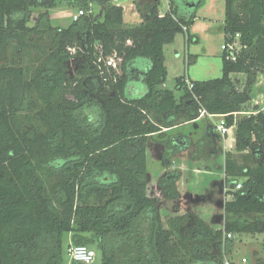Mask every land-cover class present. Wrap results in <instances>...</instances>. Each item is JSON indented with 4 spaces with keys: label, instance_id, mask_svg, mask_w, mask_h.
Returning <instances> with one entry per match:
<instances>
[{
    "label": "trees",
    "instance_id": "16d2710c",
    "mask_svg": "<svg viewBox=\"0 0 264 264\" xmlns=\"http://www.w3.org/2000/svg\"><path fill=\"white\" fill-rule=\"evenodd\" d=\"M56 1L0 0V264H62L67 232L69 248L93 245L102 264H224L234 243L228 234L264 236L263 112L238 116V154L225 153L232 199L224 203L222 228L192 211L172 215L164 226L160 200L148 194L147 154L152 135L198 119L201 109L227 114L249 108L252 87L264 73V0H226L225 39L240 33L247 47L236 61L223 53L221 77L192 80L193 88L178 77L179 99L160 87L167 77L164 45L185 32L183 25L187 43L197 41L189 27L203 0L182 13L170 0L163 15L153 0L133 26L124 23L114 0H63L78 10L91 9L94 1L100 6L98 14L68 27L51 23L49 7ZM39 5L45 9L31 25ZM22 50L37 53L31 77ZM114 53L122 59L120 72L99 61ZM238 73L246 76L243 84L232 76ZM133 85L145 91L136 94ZM234 119L226 116V125ZM209 140L197 144V159L217 155L203 149ZM164 143L170 171L157 185L179 205L182 171L171 167L191 142L177 135ZM262 246L257 264H264V238Z\"/></svg>",
    "mask_w": 264,
    "mask_h": 264
},
{
    "label": "rangeland",
    "instance_id": "374dc122",
    "mask_svg": "<svg viewBox=\"0 0 264 264\" xmlns=\"http://www.w3.org/2000/svg\"><path fill=\"white\" fill-rule=\"evenodd\" d=\"M176 6L178 9H183L187 4L188 0H175ZM162 11H165L166 5L164 1L160 3ZM45 9L44 5H39L33 7V15L30 21V24H34L38 14ZM91 10L94 14L100 12V6L97 2L92 3ZM78 11V7L71 2H64L63 0H57L54 5L49 7L50 14H54L57 17L52 21L53 26L68 27L73 22V15ZM224 14H225V0H206V5L198 10V21L196 27L198 29V41H193L190 44L186 41L185 32H180L176 35L175 39L164 45V54H165V65L167 67V77L165 81L160 86L163 89L172 90L177 99L183 95V89L177 86V78L184 76L186 79L191 80H208L213 78H218L222 76L223 73V62L222 55L223 50L221 48L222 43L225 40L224 32ZM60 17V18H59ZM207 17V19L205 18ZM34 42H39L38 37L33 39ZM45 42L47 48L51 46V38L46 37ZM16 43L11 48V58L15 61L19 59V53H15L17 49ZM16 48V49H15ZM22 64L27 69L28 76H32L35 72L38 61L36 59V52L34 50H22ZM72 74L76 72L75 68H72ZM233 77L238 78L242 84L245 79L243 74H234ZM241 77V78H240ZM68 98L74 99L72 95H68ZM215 125L221 124V117H214L211 119ZM33 121V120H32ZM34 122V121H33ZM207 122L209 119L202 118L201 121L193 125H187L181 129H175L170 131V129H164V134L156 135V139H152L154 142L150 144L148 149V169H149V193L152 197L159 198L161 206V217L163 222L167 223V220L176 213L190 211L186 210L191 207L189 197L186 198V201H178L179 205H175L174 201L166 199L158 188V180L167 171H170V156L165 157V148L163 147L164 142L169 139L170 136L178 135V132H182L186 135H190L194 138H200L204 140V132L207 128ZM179 130V131H178ZM161 135V136H160ZM151 140V141H152ZM196 141V139H193ZM206 144V150L208 146ZM188 155V153H186ZM208 154V152H207ZM185 156L186 158L188 156ZM209 155V154H208ZM175 157L173 158L174 161ZM200 159V158H199ZM205 159L200 165L204 167L208 159ZM221 155L215 156L211 161L212 168L215 171V174L206 176L205 174H200L197 176V181L188 179V185L195 187V184L198 187L203 188L204 192L208 194V202L205 205L215 208L219 207V202H223L226 197L231 199L230 194L225 195L226 192V182L222 178V184L214 186V181L217 180L216 177H219L218 173V164L223 161ZM216 161V162H213ZM173 163V162H172ZM218 163V164H217ZM171 169H175L171 167ZM178 169V167H176ZM223 171V168L221 169ZM223 175V172H222ZM221 176V175H220ZM207 177L205 183H202L203 180ZM244 179V178H243ZM193 181V182H192ZM242 182V181H240ZM243 189V188H242ZM240 189V190H242ZM227 193V192H226ZM182 202V203H181ZM185 202V203H184ZM183 203L187 204L186 209L182 208ZM182 204V205H181ZM184 209V211L182 210ZM240 216V215H239ZM251 217V216H250ZM223 220L222 224L225 222L226 216L221 217ZM218 220V217L215 218V223ZM213 223V224H215ZM224 225V224H223ZM70 233H64L62 252H63V262L62 264H72V259L69 254V244H70ZM233 236V235H232ZM263 234L257 233H235L233 237V247L232 250L224 255V259L232 260L237 264H257L256 259L260 256L263 245ZM71 247V246H70ZM90 247L96 250V257L94 258L91 264H102V254L101 252L93 245ZM247 258V262H243L242 258Z\"/></svg>",
    "mask_w": 264,
    "mask_h": 264
},
{
    "label": "crops",
    "instance_id": "0c3cea01",
    "mask_svg": "<svg viewBox=\"0 0 264 264\" xmlns=\"http://www.w3.org/2000/svg\"><path fill=\"white\" fill-rule=\"evenodd\" d=\"M155 1H159V11L160 14L163 15L165 14L169 8H170V0H155ZM162 1H164L165 5H166V10L162 11L161 10V5L160 3H162ZM217 1V0H216ZM153 2V0H114L113 3L115 5L118 6H122L123 7V19H124V23L127 25H138L143 21V15H142V11L147 12V6L149 5V3ZM190 1L188 0L187 4L185 5V7L183 9H179V12H186L189 10H192V8L194 7H190L189 4ZM198 3V0H196V4ZM226 3V0H225ZM138 4L140 5L138 7ZM204 5H206V0H203V2L201 3L200 7L198 8L201 9ZM226 5V4H225ZM196 11V18L194 20L193 25H191L189 27V33L193 36L197 37V41L199 40V36L198 34V29L196 27L197 21H198V15ZM50 13V12H49ZM74 16V15H73ZM57 17V15L55 16L54 14H50V20L51 23L54 20V18ZM60 18V17H59ZM207 19V17H205ZM74 21V20H73ZM223 23L225 21V14H224V19L222 20ZM240 74V73H238ZM234 75V74H233ZM232 75V76H233ZM244 75V74H243ZM241 78V77H240ZM246 76L244 75V78L241 79H245ZM191 80V79H190ZM136 85H133V88L136 92V94H142L145 89L143 87H138ZM261 107L264 106V73H260L258 75L257 81L254 84V86L252 87V93H251V100L248 102V107L249 108H253V107ZM216 117H221V116H216ZM209 119V122H207V128L204 132V136L209 137V141H208V146H207V150H206V144L203 143V145H205V147H203V149H205L206 152H208L209 155L213 154L214 152L217 153V155H221V157H223V161L218 164V173H219V177H216L217 180L214 181V186L218 185V183L222 184V178H224V181H226L227 176L225 173V166H226V157H225V153L230 151L234 154H238V152L236 151L235 148V143H236V129L235 128H230L228 130V132H226L225 134H222L220 132H218L217 130H210L211 126L215 127V123L212 122V118L209 117H204ZM202 118H198L194 121H188L185 123H182L181 125H178L176 127H173L170 129V131L175 130V129H181L184 126L187 125H193L195 123H197L198 121H201ZM179 131V130H178ZM178 135H181L185 138H187L190 142H191V147L189 149H185L182 152L178 153V155L175 156V159L172 163V167L176 169V167H178V169H180L182 171V177L180 179V181L178 182V186L181 192V201H186V198L189 197V201L186 202L187 204L190 203L191 207L188 208L186 207L187 204L183 203V207L186 210H190L194 213H197L200 217H202L211 227L213 228H222L223 227V220L221 219L222 216H224L225 212H224V203L227 200H231L232 199V194H230L231 199H228V197L225 198V200L222 202H219V207L216 206L215 208L212 209V207L208 205H205L209 200H208V194H206L203 190V188L198 187L195 184V187H191L190 185H188V179L190 177V179L194 180V182L197 181V176L199 177L200 174H205L206 176H210L215 174L214 169L212 168V165L210 164L211 161L215 158V157H209L207 164L202 167L200 165V163H202L204 160L203 159H197V148L200 144L201 141L200 138H194L190 135H186L182 132H178ZM156 135L158 134H154L152 135V139H156ZM174 136V134H172ZM161 136V135H160ZM177 136V135H176ZM151 139V140H152ZM193 139H196V141H194ZM204 139V138H203ZM150 140L149 143V147L150 144H152L154 141ZM198 144V146H197ZM148 147V149H149ZM188 153V155L186 154ZM148 154V151H147ZM188 156L187 158L185 156ZM149 161V160H148ZM216 162V161H213ZM237 162L238 165L242 164V157H237ZM149 165V163H148ZM223 168V171H221V169ZM223 172V175H222ZM221 175V176H220ZM207 180V177H205V179L203 180L202 183H205ZM239 181H242V179H239ZM193 182V181H192ZM149 187V184H148ZM226 187V186H225ZM229 189L226 188V192L225 195L227 196ZM148 194L149 196L152 197V195L149 193L148 190ZM158 197V196H156ZM180 203V202H179ZM182 203V202H181ZM182 205V204H181ZM186 207V208H185ZM184 209H182L184 211ZM184 212H180V213H185ZM218 217V220L215 221V218ZM164 221V220H162ZM215 223V224H213ZM164 226L167 225V223L163 222ZM70 240H71V234H70ZM234 237V234H233ZM234 244V243H233ZM244 258V257H243ZM242 258V259H243ZM248 261V260H247ZM246 261V262H247Z\"/></svg>",
    "mask_w": 264,
    "mask_h": 264
},
{
    "label": "built area",
    "instance_id": "2783aa9c",
    "mask_svg": "<svg viewBox=\"0 0 264 264\" xmlns=\"http://www.w3.org/2000/svg\"><path fill=\"white\" fill-rule=\"evenodd\" d=\"M92 12L91 9L86 10V9H80L78 10L74 16L73 20L76 21L78 20L82 15L90 14ZM183 30L185 32L188 31L187 26H182ZM130 42V41H129ZM247 46L241 41V35L240 33H236L235 35H228V39H225L224 42L221 45V48L223 50V53L227 55V58L236 61L238 54L245 49ZM71 52L74 53L76 52L75 48H71ZM100 62H104V65L106 67H111L115 69L117 72H120V66L122 59L117 56L116 53H114L111 56H108L107 58L100 57L99 58ZM185 83L188 85L189 88H193V83L192 80L184 78ZM263 112L264 113V106L261 107H253V108H246L238 112H232V113H227V114H212L207 112L205 109L200 110V114L198 118H204V117H209V118H214L216 116H221V124L215 125V130L218 132L225 134L228 132L230 128H235L236 129V123L237 119L239 118L238 116H251V115H257L259 113ZM233 114L235 116L234 123L231 126L226 125V116ZM242 184L238 183L236 186V189H241ZM228 237H232V234H228ZM69 254L72 260L85 263V264H91L96 257V250L88 245H72L69 248ZM243 262L247 261V258L242 259ZM232 260L225 259L224 264H232Z\"/></svg>",
    "mask_w": 264,
    "mask_h": 264
},
{
    "label": "flooded vegetation",
    "instance_id": "af4514ba",
    "mask_svg": "<svg viewBox=\"0 0 264 264\" xmlns=\"http://www.w3.org/2000/svg\"><path fill=\"white\" fill-rule=\"evenodd\" d=\"M163 147L165 148V153H166V154H168V153L170 154V147H169V145H168L167 143H166V144L164 143V144H163ZM167 152H168V153H167Z\"/></svg>",
    "mask_w": 264,
    "mask_h": 264
},
{
    "label": "water",
    "instance_id": "95a60500",
    "mask_svg": "<svg viewBox=\"0 0 264 264\" xmlns=\"http://www.w3.org/2000/svg\"><path fill=\"white\" fill-rule=\"evenodd\" d=\"M190 1V7L192 8V7H194L195 5H196V0H189Z\"/></svg>",
    "mask_w": 264,
    "mask_h": 264
}]
</instances>
